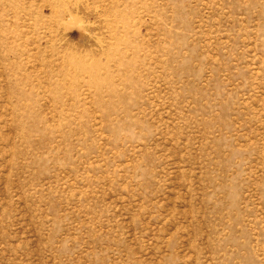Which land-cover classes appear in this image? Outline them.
<instances>
[{"label": "rangeland", "instance_id": "1", "mask_svg": "<svg viewBox=\"0 0 264 264\" xmlns=\"http://www.w3.org/2000/svg\"><path fill=\"white\" fill-rule=\"evenodd\" d=\"M0 264H264V0H0Z\"/></svg>", "mask_w": 264, "mask_h": 264}]
</instances>
